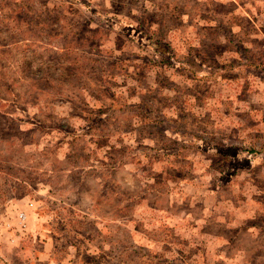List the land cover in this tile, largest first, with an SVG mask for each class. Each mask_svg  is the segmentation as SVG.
Segmentation results:
<instances>
[{"label": "rangeland", "instance_id": "374dc122", "mask_svg": "<svg viewBox=\"0 0 264 264\" xmlns=\"http://www.w3.org/2000/svg\"><path fill=\"white\" fill-rule=\"evenodd\" d=\"M26 205L63 264H264V0H0Z\"/></svg>", "mask_w": 264, "mask_h": 264}, {"label": "crops", "instance_id": "0c3cea01", "mask_svg": "<svg viewBox=\"0 0 264 264\" xmlns=\"http://www.w3.org/2000/svg\"><path fill=\"white\" fill-rule=\"evenodd\" d=\"M26 206L17 211L14 221L0 225L3 232L0 235V264H63L55 257L54 241L41 231L43 223L31 220L29 210L34 205ZM28 238L32 242H27ZM30 255L33 256L30 258Z\"/></svg>", "mask_w": 264, "mask_h": 264}]
</instances>
